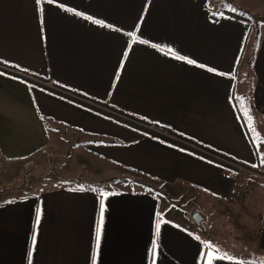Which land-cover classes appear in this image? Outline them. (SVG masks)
<instances>
[{
  "label": "crops",
  "instance_id": "obj_1",
  "mask_svg": "<svg viewBox=\"0 0 264 264\" xmlns=\"http://www.w3.org/2000/svg\"><path fill=\"white\" fill-rule=\"evenodd\" d=\"M226 1L264 17V0ZM226 11L212 0H0L7 173L63 139L90 140L93 155L68 184L28 176L29 187L3 188L0 264H206L209 253L264 264V185L237 171L264 172L244 116L250 24ZM249 76L264 118V28ZM112 164L162 191L106 186L123 174Z\"/></svg>",
  "mask_w": 264,
  "mask_h": 264
},
{
  "label": "rangeland",
  "instance_id": "obj_2",
  "mask_svg": "<svg viewBox=\"0 0 264 264\" xmlns=\"http://www.w3.org/2000/svg\"><path fill=\"white\" fill-rule=\"evenodd\" d=\"M231 2V1H230ZM230 2L226 0H212V4H216V7H219L221 9H230ZM261 17V16H260ZM264 28L261 26V29ZM250 44L248 45V49L246 52V64L244 67V73L241 76V80L244 82V94H246V99L243 101V104L245 105L244 108V116L247 119V122L249 121L251 123V127H253V131L255 132V135L253 134L252 137L254 138L256 145L258 147V150H260V153H264V118H262L260 115H258L256 112H254L249 92L251 90L252 85V79L249 76L251 74V70L248 68V59L250 57ZM247 113V114H245ZM251 130V131H252ZM258 135V136H257ZM63 141V142H62ZM62 141H57V144H54L55 150L53 152H50L46 149H42L41 152H39L38 156L33 157L30 161L29 160H22L18 163L15 167H11V169L8 171V168H6L4 159L0 155V191L5 188V186H11V185H20V186H27L28 176H31L34 180H39V185L36 187L40 188H48V187H55L59 185L68 184L69 181L66 180V178L63 177V175L69 173L73 174L72 172H76V170L81 169L78 166L79 156H93L89 152L87 155L86 147L89 146L90 140L85 141V143L80 144L79 140H76L75 143H71V140L63 139ZM103 142V141H101ZM92 145V144H91ZM75 157V158H74ZM20 171L18 170V167ZM113 170L116 171H122L123 174L120 177H114L110 178L106 181V186L108 187H115L123 182L122 180H128L129 183L136 184L144 189L147 190H153V191H162V182L152 179H147L140 174V172H137L136 170H132L130 168L121 167L119 165L112 164ZM239 169L238 172L245 174L249 176L252 180H256L258 183H261L264 185V172H258L257 170L249 167H242L237 166ZM128 170V171H127ZM19 171V172H18ZM9 173L12 174H18L17 178L12 180V183H9L6 181L7 176ZM105 184V182H104ZM190 188V197L191 201L190 205L195 206L194 207V213L200 214L203 213V206L199 204V196L200 191H202L197 185H189ZM13 187V186H12ZM20 189V188H19ZM206 196V195H205ZM243 211V209H241ZM199 231V228H198ZM196 231V232H198ZM200 232V231H199ZM207 238V237H205Z\"/></svg>",
  "mask_w": 264,
  "mask_h": 264
},
{
  "label": "trees",
  "instance_id": "obj_3",
  "mask_svg": "<svg viewBox=\"0 0 264 264\" xmlns=\"http://www.w3.org/2000/svg\"><path fill=\"white\" fill-rule=\"evenodd\" d=\"M227 13L235 16L236 18L245 21L250 24V32L246 40V44H250V57L248 59V68L251 70L255 53L259 43L260 29L264 25V17H260L258 14H250L244 9L239 7L231 6ZM214 17V16H212ZM215 18V17H214ZM124 181V180H122ZM6 192V189L0 191V198L3 193Z\"/></svg>",
  "mask_w": 264,
  "mask_h": 264
},
{
  "label": "snow or ice",
  "instance_id": "obj_4",
  "mask_svg": "<svg viewBox=\"0 0 264 264\" xmlns=\"http://www.w3.org/2000/svg\"><path fill=\"white\" fill-rule=\"evenodd\" d=\"M177 59H184V57H180V56H177L176 57ZM188 63H194V61H192V60H188ZM245 114H247V113H245ZM102 221H103V206H101V223H102ZM37 222H38V220H37ZM157 231H159V224L157 225ZM100 230H99V227H98V229H97V237H96V241H97V247L99 246V240H100ZM33 243H35V237H33ZM215 259H223V257H218V256H215L214 254H211V253H209V254H207V260H206V264H213V261L215 260ZM228 259H231V257H228Z\"/></svg>",
  "mask_w": 264,
  "mask_h": 264
},
{
  "label": "water",
  "instance_id": "obj_5",
  "mask_svg": "<svg viewBox=\"0 0 264 264\" xmlns=\"http://www.w3.org/2000/svg\"><path fill=\"white\" fill-rule=\"evenodd\" d=\"M202 217L200 216V214H193L192 216V220L195 224L199 225L201 222Z\"/></svg>",
  "mask_w": 264,
  "mask_h": 264
},
{
  "label": "built area",
  "instance_id": "obj_6",
  "mask_svg": "<svg viewBox=\"0 0 264 264\" xmlns=\"http://www.w3.org/2000/svg\"><path fill=\"white\" fill-rule=\"evenodd\" d=\"M239 169V168H238ZM240 170V169H239Z\"/></svg>",
  "mask_w": 264,
  "mask_h": 264
}]
</instances>
